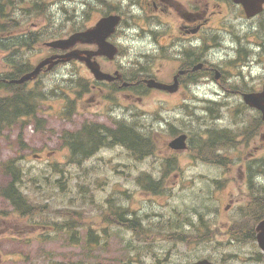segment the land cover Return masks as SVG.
I'll use <instances>...</instances> for the list:
<instances>
[{
    "label": "rangeland",
    "instance_id": "374dc122",
    "mask_svg": "<svg viewBox=\"0 0 264 264\" xmlns=\"http://www.w3.org/2000/svg\"><path fill=\"white\" fill-rule=\"evenodd\" d=\"M61 1L46 0L42 5L46 10L56 11ZM104 2H115L120 9L123 5L124 9L136 15L134 25L118 35L125 46L122 51L126 57L119 69L129 68L137 72L142 63L157 55L151 61L152 70L159 68V79L171 81L172 69L177 62L159 55L158 43L145 36L142 28L151 27L147 15L127 0ZM67 3L81 5L80 0H67ZM218 3L219 0H211L207 6L201 1L199 10H205L203 16L209 18L213 12L223 9ZM173 10L178 12L179 9L173 7ZM236 18L240 24H233ZM29 19L36 23L37 19H32V16ZM226 19H230L232 25L228 26ZM213 22L215 27L228 33H219L220 40L222 37L228 42L242 40L245 45H237L243 53L231 62L228 73L218 69L209 73L216 89L200 85L199 89L192 90L187 85L176 94L153 90L145 92L139 99L119 92L110 94L109 85L88 91L86 84L78 80L81 76L74 75L76 83L70 84L66 82L70 76L59 71L42 77L38 88L48 90L59 85L57 91L64 90L67 95L47 98L41 104L37 114L39 124L24 127L19 121L5 127L0 136V191L13 180L12 172L4 171V168L8 161L15 159L18 163L15 167L19 170L14 180H19L18 188L28 205L33 207L32 212L21 213L11 209L0 197V264H185L186 261L191 264L201 255L210 253L220 258L229 252L242 258L241 264H264V258L259 261L252 258L261 254V250L254 247L247 237L238 238L249 233L248 228L253 226L254 220L249 214L261 211V203L254 198L259 192L257 183H248L249 174L242 163L248 158L250 163L260 159L261 164L252 176L260 175V167L264 165V127L262 137H259L260 130L257 137L262 142L257 153H253L256 133L252 134L249 148L234 141L240 139L239 134L245 125L254 129V117L257 118L250 110L251 114L248 110L241 113V93L260 90L264 83L263 43H260L259 57H256L258 67L254 68V73L259 71L260 74L248 83L242 81L240 68L255 55L247 52L245 33L241 38L239 29L255 31L248 37L256 42V34L264 33V19L247 22L244 12L224 10L213 18ZM28 25L20 22L15 31L9 27L4 32L6 43L12 44L14 33L24 31ZM37 34L40 39L31 46L15 48L27 67L51 49L44 45L50 40L49 36ZM109 34L105 27H99L90 38L94 40ZM51 37L49 42L57 39ZM50 46L55 47L53 44ZM16 53L0 49V69L4 68L6 61L12 62ZM94 62V68L100 71L110 68L98 59ZM80 67L79 64L74 66ZM228 78H231V83L226 85ZM91 79L89 76L85 82ZM67 84L72 89H65ZM219 84L225 88L220 89ZM88 93L95 97V102L98 101L96 106L88 107V103L83 101ZM0 96H4V92ZM69 99L75 101L77 110L70 120H66L62 112ZM135 102L139 103L141 115H144L140 120L141 126L144 129L155 128L157 149L153 153L138 158L119 143H114L99 147L93 157L81 164L71 160L68 147L60 139L64 131L74 132L85 121L93 123L100 119L109 121L104 125L106 128L116 115H125L132 122ZM213 129L230 130L232 140L214 144L207 150L206 144L211 140ZM183 133L188 136L187 148L183 151L170 149L168 143ZM167 158L170 165L165 167ZM143 173L150 174L152 178L160 177L163 188L151 190L138 184L137 176ZM58 179L62 187L57 183ZM261 181L264 182L263 176L258 179ZM118 205L133 213L132 224L122 225L120 220L112 217ZM75 226H81L82 231H76L77 243L70 240L69 228ZM89 228H93L97 235L96 244L86 238ZM197 233L208 235L200 236L198 243Z\"/></svg>",
    "mask_w": 264,
    "mask_h": 264
},
{
    "label": "flooded vegetation",
    "instance_id": "af4514ba",
    "mask_svg": "<svg viewBox=\"0 0 264 264\" xmlns=\"http://www.w3.org/2000/svg\"><path fill=\"white\" fill-rule=\"evenodd\" d=\"M203 1L208 6L211 3V0H138L137 5L141 8L145 9V5H148L147 10L151 12L147 14V18L151 23V27L142 28L145 36L149 39H152L156 43L166 44V43H183L188 45V49H184L182 51L183 62L179 61L178 66L175 68V73L179 70H183L184 72L180 75V87L181 84L185 82H189L193 79L194 75L197 73L194 71V65L198 62V51L194 49L193 42L201 39L202 41L208 42L214 40L215 36L212 33L214 30L213 18L216 16H220L224 10L228 12H243V8L241 5L235 4L234 0H219V2H224V8L212 13V15L207 18L204 17L205 10H199L200 2ZM99 6H90L87 9V5L83 6V23L81 25L80 32H86L93 24H95L100 18L108 14L119 13L122 17L121 26L125 25L127 22V18H132L136 15H132L129 11H125V9H120L115 7L114 4L103 6L102 1ZM219 4V3H218ZM153 5V6H152ZM220 5V4H219ZM174 8H178V12L173 10ZM175 13V14H174ZM89 19L91 20L88 23ZM176 25L181 29V35H173V26ZM36 24L37 30L42 29ZM155 25L156 27H152ZM156 30H159L156 32ZM72 31H68L67 35H70ZM121 33V29L119 28L117 32L114 34L113 39L118 38V35ZM160 35H163V38H160ZM117 42H119L117 40ZM80 48H94V45L88 42L82 43L79 45ZM162 51L166 50L164 45L160 46ZM182 50V49H181ZM66 51L55 49L51 53V56L60 55L65 53ZM124 60V59H122ZM108 65L115 70L114 68L120 66V60H116L114 62H108ZM191 67H193L191 69ZM159 71V70H158ZM122 73V72H121ZM123 75V74H122ZM183 77V78H182ZM224 78V76H223ZM124 79V77H123ZM3 81V79H1ZM127 86L126 89L135 88V84L132 83ZM119 85V84H118ZM260 126H257V130ZM256 130V131H257ZM244 142L242 144L247 143V135L243 134ZM262 137V132H260V138ZM262 146V142L260 145L255 146V150H258Z\"/></svg>",
    "mask_w": 264,
    "mask_h": 264
},
{
    "label": "trees",
    "instance_id": "16d2710c",
    "mask_svg": "<svg viewBox=\"0 0 264 264\" xmlns=\"http://www.w3.org/2000/svg\"><path fill=\"white\" fill-rule=\"evenodd\" d=\"M0 13H3V10L1 9V7H0ZM7 24L6 23H0V29L1 28H4L5 26H6ZM3 32V30L1 31L0 30V33H2ZM27 37V36H26ZM0 45H3V43H1V41H0ZM20 100H21V104L23 103V105L28 109V113H30V112H32V105L31 106H29V102H32V98L31 97H29V96H24L23 97V99H21L20 98ZM16 102H19V98H17V99H13V100H10L9 101V106L10 107H14L15 106V104H16ZM14 111H15V109H14ZM10 114H11V112L9 113V116H10ZM121 135H123V136H126L129 140H131V141H133L134 143H136V144H143L142 143V136H141V134L139 133V132H137V131H131V132H126V131H121ZM77 139H80V133H77V134H75L74 135ZM124 144L125 145H127L128 147H129V143H128V140H126V141H124ZM144 145V144H143ZM130 148V147H129ZM75 157H81V151H79V150H77V151H75L74 152V154H73ZM11 166H9L8 168H10ZM13 186H14V184H13ZM155 186H157V185H155ZM7 199H9V200H15V199H21V203L22 202H24L23 200H22V198H21V195H20V193L17 191V189L16 188H14V189H12L11 190V193L10 194H7L6 196H5ZM262 201L260 202L261 203V205H260V210H263L264 211V187H263V189H262V192H261V195H260V197H259ZM23 208H20V207H17V209H19V210H23V211H29V212H32V210H33V208H31V207H27V206H22ZM20 211V212H21ZM22 211V212H23ZM123 211H121L120 212V215H119V219H121V220H125L124 219V216H123ZM88 238H89V241H90V239L92 238V235H91V233H89L88 234Z\"/></svg>",
    "mask_w": 264,
    "mask_h": 264
},
{
    "label": "water",
    "instance_id": "95a60500",
    "mask_svg": "<svg viewBox=\"0 0 264 264\" xmlns=\"http://www.w3.org/2000/svg\"><path fill=\"white\" fill-rule=\"evenodd\" d=\"M65 43L74 44V40H73V38H71L70 40L66 41ZM110 51L113 53L114 49H110ZM77 56H79L78 52L75 53V57H77ZM92 70L95 73L97 78H107L108 77V75H105V74L99 72L98 70H95V69H92ZM36 72H37V70L31 75H34ZM31 75L26 76L24 79L30 77ZM154 86L158 87V88L164 87L162 84L156 83V82H154ZM245 101L248 104H251L252 106H255V107L259 108L260 110H262L263 119H264V90L261 93L250 94V95L245 96ZM176 141H174L171 145H173ZM260 234L261 235H259V240L262 244L264 242V231ZM194 264H212V263H210L208 260L205 259V260H200Z\"/></svg>",
    "mask_w": 264,
    "mask_h": 264
}]
</instances>
